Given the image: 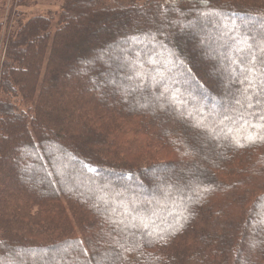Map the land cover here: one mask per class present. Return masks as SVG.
I'll return each instance as SVG.
<instances>
[{
  "label": "trees",
  "instance_id": "1",
  "mask_svg": "<svg viewBox=\"0 0 264 264\" xmlns=\"http://www.w3.org/2000/svg\"><path fill=\"white\" fill-rule=\"evenodd\" d=\"M215 13L236 21L204 41L179 16L200 28ZM244 18L264 22V0H63L54 33L48 17L13 32L0 91L21 107L0 105V167L16 154L30 184L11 179L0 192L10 264L15 250L31 264H264V43L239 26ZM109 52L117 72L100 81L116 95L91 82ZM217 68L219 109L205 80ZM131 139L137 154L120 155ZM60 154L69 170L127 177L137 189L161 174L163 191L152 201L121 184L78 190L75 174L59 176ZM173 166L179 175L167 174Z\"/></svg>",
  "mask_w": 264,
  "mask_h": 264
},
{
  "label": "rangeland",
  "instance_id": "2",
  "mask_svg": "<svg viewBox=\"0 0 264 264\" xmlns=\"http://www.w3.org/2000/svg\"><path fill=\"white\" fill-rule=\"evenodd\" d=\"M62 1L63 0H0V86H1V82L3 79V75L4 73L2 71H5V67L6 65H9V63L7 62L8 59V44L9 41L12 40L11 36H13V32H15V30L17 31V28L20 25H23L24 23H26V21H28L30 18H35V17H48V18H52L54 19V22L52 23L51 26V30L52 33H54L56 31V25H57V21L56 18L60 12L61 6H62ZM255 1V0H253ZM246 4H253L252 2H247ZM179 13V12H178ZM71 16H73V12L70 13ZM169 14V11H164L163 8L161 9V11L157 14H155L153 16V18L155 20L158 21L157 18H162L166 15ZM179 15V14H178ZM183 20H185V22H187L186 27H184L185 32H195L198 34V37H201L204 41V38L206 39V37H209L212 35V32L215 31H219V28H223V23H225V21H230V22H234L235 23V18L233 17H223L222 15L219 14H211V15H207L204 19H203V23L201 24L200 28H196L193 22H190L189 17H185L182 16V14L179 15ZM100 22V21H99ZM239 23H241L239 26H241L242 28H244L243 30L246 32H254V33H258V35L260 36V38L262 39L261 41L264 43V22L263 21H258V20H254V19H250V18H244V19H240ZM169 24V22H168ZM170 25V24H169ZM246 25V26H245ZM80 26V25H79ZM225 26V25H224ZM100 27H104L103 23L100 22ZM178 30H182L180 28H178ZM49 31V32H50ZM174 33V32H173ZM174 42L177 43L179 42L178 39H174ZM173 49V53L174 50L176 49V47L172 48ZM263 51V49H262ZM239 52V51H238ZM194 57H188L187 61L188 63H192L195 61V59H197L198 56L203 55V50H199L198 52H194ZM61 56V55H59ZM78 57H83L82 54L79 51H77V55ZM84 57L86 59H93V56H90V54L84 55ZM98 58H100L101 60H103L104 64L107 66L103 71L104 74H102L101 76H99L97 79L92 78V84L95 85H99V90L101 94H105V95H110L112 94V92L115 93V95L117 94V90L115 88V85L112 82L106 83L104 84L103 82H101V79H105L107 77H111V76H115L117 70L116 69H112L111 67L114 66V64L109 62V59L113 58L114 55L113 53H108L105 55H101V56H97ZM209 59V58H207ZM23 61H25V59H20V63H22ZM206 64H212V62L210 60L206 61ZM13 65L12 62L9 66ZM112 65V66H111ZM115 68H120L121 70H124V67L120 66V64L115 65ZM15 68L16 65H14ZM13 68V67H12ZM221 70H219L217 68L216 71H213L211 73H206L205 74V80L208 81V86H211V88L213 91V95L215 96L216 99L220 100V106L218 107L221 108V106H223L224 104L227 103L226 100V91L224 89L221 88H216V78H218L220 76V72L222 71V68H220ZM74 72H78L77 68H73ZM23 73H25V70L23 68L22 70ZM179 78L182 76V74L179 72ZM126 84L129 86L133 85V80L126 77ZM190 86V85H189ZM192 87V86H190ZM18 90V88H17ZM16 95V94H15ZM19 98L16 96L14 97V95H3L0 91V105H7V103H9L10 105L13 106V103H15L18 107H21V103L18 102ZM20 101V100H19ZM208 101V100H207ZM10 106V107H12ZM208 107H206L207 109H212V104L211 107L210 105H207ZM28 107H25V110H27ZM19 109V108H18ZM19 138H13L11 145L18 142ZM132 140L128 145H123L124 147L121 149L122 152H119L120 155H125L129 158L135 154H137L136 149H139L140 147L137 145L132 144ZM136 148V149H135ZM18 157L16 154H12L10 151L6 152L3 155V161L5 162V164L0 167V192H4L6 191V185L4 187V184L8 183L9 180L11 179H15L16 181V185L17 187L20 188H24L27 187L28 184H30V180H29V175L28 173L24 170L23 164L18 160ZM60 158L62 161V167L61 168H57V172L59 174V176L61 178L68 176L69 173H73L75 174V176H77L76 178L72 179L75 188H77L78 190L81 191H89L92 189H103L104 191L107 190L108 193L113 191V186L116 184H121L123 186V192H127L128 193H134L135 195L141 196V198L143 199V197H148L150 198L152 201L156 200L155 198V194L156 192H160L163 191V179L161 174H156L155 172L150 174L149 176L145 175L143 177L142 180V185L143 188H136L133 187L131 184V181L127 180V177H123V176H114L112 174L109 176H105V177H101L98 176V174L94 175V176H86L87 174L84 172L83 167H79V169H75V170H69L67 166H69L68 164V160L70 159L69 156H65L60 154ZM16 162V163H15ZM16 165V166H14ZM122 165V164H121ZM86 174V175H85ZM168 175H172V176H177L176 174L179 175V173H177V166H173L172 168H170L167 171ZM97 181H99L100 184H97ZM39 184H41L39 182ZM146 190V191H145ZM99 193V192H98ZM120 193V194H122ZM123 197V196H122ZM160 201H164V198H161ZM143 203V202H140ZM13 250V248H9L8 251ZM8 251H4L1 250L0 251V257L3 258V261L0 262V264H10L11 262L8 261L7 259H5L4 255L6 252ZM23 251H19V250H15L14 254L11 256L12 258V263H16V264H31L33 263L31 256L22 253ZM62 253H64V251H61ZM4 256V257H3ZM40 257L45 259L48 258L46 253H41ZM39 257H38V261H39Z\"/></svg>",
  "mask_w": 264,
  "mask_h": 264
},
{
  "label": "snow or ice",
  "instance_id": "3",
  "mask_svg": "<svg viewBox=\"0 0 264 264\" xmlns=\"http://www.w3.org/2000/svg\"><path fill=\"white\" fill-rule=\"evenodd\" d=\"M246 99H250V98L246 97ZM248 107H251V104H249ZM260 119H261V120H264V115H262V116L260 117ZM262 126H264V125H262Z\"/></svg>",
  "mask_w": 264,
  "mask_h": 264
}]
</instances>
